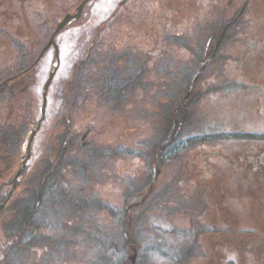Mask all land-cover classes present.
<instances>
[{"label":"rangeland","instance_id":"374dc122","mask_svg":"<svg viewBox=\"0 0 264 264\" xmlns=\"http://www.w3.org/2000/svg\"><path fill=\"white\" fill-rule=\"evenodd\" d=\"M80 1L0 0V68L15 64L16 43L10 44L8 42L11 35L19 38L22 42L28 41L27 55L25 49L23 60H29V65L36 63L43 50V45L47 44L52 36L50 34L51 28L56 25L67 10L69 12ZM120 1H90L85 8L94 11V18L92 16L91 18L82 17L77 23H71L68 26L70 28L61 30L57 35L58 37H54L57 48L59 46V63H57L55 51L53 48H49L47 52L44 51L46 54L42 57L43 59L41 58L42 60L40 59L39 62L30 67V70L15 80V83L4 84L5 89L0 92L2 95L0 114L5 117L2 122H7L5 125H9L6 128L11 133L10 141L16 142V139H19L17 152H22L29 131L35 126L41 115L43 117L38 129L39 132L32 142L34 155L38 152L42 153L43 144L46 145V141L49 139L51 147L52 138L56 136L53 131L57 133L63 128V121L55 122L54 117L59 102L63 101L62 96L56 97L59 91L66 95L67 101H70L72 105L76 104L72 108L74 112L73 124L81 130L86 126L94 127L96 137L101 140L95 157L97 160V179L96 176H91L86 182L80 181L79 184L82 188L80 193L78 190H74L73 185L70 188H62L64 193L69 196L77 193V200L78 197L83 198L85 206H78V213L69 208L71 204L68 202H63L62 206L50 208L48 212H53L54 217L47 216L48 209L46 210V206H36V209L29 206L27 174L25 173L21 177L17 189L0 213V258L5 256L18 261L23 257L13 250L7 239L9 236L19 239L22 233L18 229V224L23 226L26 224L30 228L29 241L33 243L30 264H98L97 257L102 251L110 253V250L114 249L115 251L119 248L115 244L121 245L120 238L124 239L122 240L124 248L118 250L116 256H104L102 264H129L127 254L131 244L139 249L138 264H155L154 255H147L143 252L145 248L147 250L149 245V235L141 236L135 232L138 227L141 230L140 226H143L148 232H155L160 229L171 230L170 223L163 217L154 218L158 214L162 216L170 214L171 209L174 208L168 203L167 206H159L153 212L146 214L143 219L134 221L129 231L131 241L129 237L125 236L126 239L124 238L123 231H126V228L119 223L117 216L118 214L121 215L124 217V222H127L124 211L127 208L125 207L126 201L128 200L127 203L131 202L130 198L140 189L141 177L145 178L148 171L152 172L150 163L154 160V145L159 139V134L164 133L170 127L172 108L170 113L169 106L171 107L173 100L162 99L160 94H155L157 97L150 96L152 93V88H150L145 90L144 97L140 96L138 102H122L118 106H113L114 110L111 111L110 107L105 104L97 105L99 104L97 98L85 100L78 96L76 101L68 95L69 92L74 94L78 91L76 87H81L84 84L83 79L88 82V85L94 79V69L92 72L91 64L83 65V70L79 68L82 65H77L76 60L80 54L79 49L74 45V35H76L74 32L83 31L84 26H95L91 24L92 21H95L98 26L107 27L106 23H102L106 20L104 14H101L105 9L100 13L98 10L103 6H109L111 9ZM246 3L247 8L243 11L242 20H248V22L244 21V23L239 24L242 27L240 34L237 32V25L226 17L227 13L224 8L230 4V0L221 2V6L216 0H132L126 5L118 6V11L114 14L121 13L108 28L110 30L115 26L114 30L108 32L107 29L102 35V38L109 40L114 36L120 39L127 31L133 30L136 31L137 37L144 34L148 46L153 33L161 31L162 26H174L182 29L194 18L198 21L209 20H204L207 11L213 12L214 9L218 11L214 23L208 29L217 30L223 21L224 29L220 28V30L229 33V35H225L224 40L222 39L216 50V57L204 66V71L200 73V78L194 85L188 99H185L184 96L187 94L189 82H177V103L184 98L183 114L187 116L181 130V140L191 135H205L216 141L222 139L264 141V0H246ZM207 5L209 7L206 11ZM128 13L131 14L130 19L125 23H120L123 22ZM116 23L119 24L116 25ZM199 35L200 33L197 32L196 37ZM201 36L205 38L203 35ZM94 37V34L88 37V44L94 42ZM56 38L60 45L57 44ZM44 40L47 42L44 43ZM32 42H36V47L33 46ZM173 52L178 62V80L181 77L180 74H189L191 66V74L196 71L198 65L191 60V56L187 57L189 52ZM86 53L87 48H85L83 56ZM118 56L119 54L115 51L110 59L115 60V62L120 61ZM158 69L154 62L146 63L145 76L149 85L156 81ZM13 72H6L2 76L3 79L11 76ZM16 72L18 71L16 70ZM50 73L53 75L47 87L43 114L42 90ZM62 76L69 78L73 76L72 81L63 89L57 85ZM10 85L12 87L9 89ZM10 94L12 95L8 96ZM182 95L183 97H181ZM142 102L144 113L139 117L138 108L141 107ZM70 107L72 106L70 105ZM64 115L65 112L62 120ZM65 118L67 119L66 115ZM141 118H145L144 122L141 121L143 126L135 123ZM191 120L194 121L193 125ZM163 128L165 131L162 130ZM221 136L223 138L218 139ZM133 138H142V141L141 143H131L128 147L120 145L122 141ZM42 140V145H39ZM115 142L120 144H114ZM223 142L220 141L219 143L222 144ZM231 143L228 141L223 147ZM256 144L260 145V143ZM207 146L203 144L199 148ZM187 150L188 148L180 151L177 155L176 182L170 180L172 178L169 173L164 172L166 174L161 176L157 185L167 192V194L161 193L162 198H169L172 191H176L175 206H181L178 212L183 214V221H185L186 214ZM12 163V160L8 161L9 165ZM5 179L6 177H3L0 181ZM163 180H170L172 183L167 181L161 185ZM79 184H76V189H78ZM3 192L0 193L3 195L2 201L6 197L4 189ZM20 206H28L25 219L23 220L22 216L13 220L15 209ZM128 209L131 208L128 207ZM31 215H33L32 218ZM27 217L28 219H26ZM101 242L105 245L103 247L101 245L100 248ZM42 248H46L48 251L39 255V251L43 250ZM49 250L52 254L49 253ZM112 253L113 251H111Z\"/></svg>","mask_w":264,"mask_h":264},{"label":"flooded vegetation","instance_id":"af4514ba","mask_svg":"<svg viewBox=\"0 0 264 264\" xmlns=\"http://www.w3.org/2000/svg\"><path fill=\"white\" fill-rule=\"evenodd\" d=\"M130 1L132 0H121L111 9L109 6L99 8V13L105 9L101 14L106 17L102 23H106L107 27L98 26L95 21L91 22L95 26H84L85 28L77 26L83 27L84 30L74 32L76 34L74 45L79 49L80 54L76 62L77 65H82L79 66L82 70L85 65L91 64L92 72L94 69V79L90 85L83 79L84 84L76 87L78 91L74 94L69 92L68 95L76 101L78 96L85 100L97 98L99 100L97 105L105 104L113 111L112 107L122 102H138L140 96L144 97L145 90L152 88L150 96L157 97L155 94H160L162 99L173 100L169 110L171 113L172 108V115H177V110L180 113L183 109L182 105L179 107L177 104V82L191 83L199 67L202 66L201 73L204 71L203 62L211 59V55L218 49L222 39L224 40L225 32L220 30V28L224 29L223 21L217 30L208 29L214 23L218 11L215 9L213 12L207 11L209 7L207 5L204 20H209L198 21L194 18L182 29L162 26L161 31L153 33L148 46L144 34L137 37L136 31L133 30L127 31L120 39L116 36L110 40L102 38L111 22L121 13L114 14L117 13L118 6L126 5ZM216 1L221 6V2L225 0ZM240 2L241 0H230V4L224 8L227 13L226 17L241 19L244 10ZM75 8L76 6L69 9V12L67 10L66 13H73ZM93 13L94 11L90 8L87 10L84 7L80 18H91V16L94 18ZM130 16L131 14L128 13L120 23L128 21ZM114 27L108 29V32L113 31ZM197 32L200 33L198 37H196ZM92 34L95 36L94 42L88 44V37ZM46 42L44 40V43ZM56 42L60 45L57 38ZM32 44L36 47V42ZM27 45L29 47L28 41ZM85 48H87V53L83 56ZM115 51L119 54L120 61L115 62L110 59ZM173 51L189 52L187 57L191 56V60L198 65L196 71L191 74V66L189 74H180L181 77L178 80V62ZM147 62H154L159 68L157 79L152 85L148 84L145 76ZM72 77L62 76L57 85L62 89L65 88L72 81ZM2 85L0 89L4 90ZM60 96L63 101L59 102L54 117L55 122L63 121V128L57 133L53 131L56 136L52 138L51 147L49 139L46 145L43 144L41 154L38 152L34 155L32 143L28 157H25L26 154L18 155L14 149L15 146L12 147V142L6 138L10 132L6 128L9 125L0 122V180L6 177L5 181H0V189L4 188L7 194L6 199L0 202V206L7 203L25 173L29 185L27 190L30 198L29 206L35 207L34 209L36 206H62L63 202H68L72 206H85L83 198L78 197L77 200V193L69 196L62 188H70L73 185L74 190L80 193L82 190L80 181L86 182L91 176H96L97 179L95 157L101 140L96 137L94 127L86 126L81 130L73 124L72 108L76 104L72 105L70 101H67L62 91L56 94V97ZM64 112L67 119L64 115L62 120ZM142 113H144L143 102L138 108V116L141 117ZM144 119L136 120L135 123L143 126L141 121L144 122ZM173 120L174 117H172V122ZM191 123L193 125L194 121L191 120ZM162 138L161 136L154 145V160L150 163L153 170L159 158L161 172L159 171L158 178L154 181L152 172L148 171L145 178L141 177L140 189L130 198L132 201L127 203V200L125 205L126 209L131 208L127 211L126 217L138 220L146 216L145 211L135 213L138 207L155 206L156 209L159 206H167V203L173 206L174 209H171L170 214L154 216L155 219L163 217L167 220L171 229L168 232L160 229L152 233L157 244L153 248L156 264H264V141L255 142L252 139L235 141L233 139V142L227 139L216 141L189 137L185 144L188 147L186 151L187 189L186 214L185 221H183V214L178 212L181 206H175L176 191H172L169 198H162L161 193L167 194V192L157 186L161 176L166 174L164 172L169 173L172 178L170 180L176 182L177 142L173 139L170 143L162 144ZM136 141L141 143L142 139L133 138L120 141L121 144L119 142L114 144L128 147ZM220 141L224 142L220 144ZM228 141L232 143L223 147ZM42 143L43 140L39 145ZM203 144L208 146L199 148ZM13 157L19 161L18 165L8 164ZM18 171L20 173L13 189V178ZM170 180L167 181L172 183ZM167 181L163 180L161 185ZM76 184H79L78 189H76ZM173 188L176 189V187ZM135 197L137 199H134ZM170 199L171 202H169ZM161 211H163L162 208ZM141 233L142 236L147 234L145 231Z\"/></svg>","mask_w":264,"mask_h":264},{"label":"trees","instance_id":"16d2710c","mask_svg":"<svg viewBox=\"0 0 264 264\" xmlns=\"http://www.w3.org/2000/svg\"><path fill=\"white\" fill-rule=\"evenodd\" d=\"M244 21H246V22H248V20H242V22L241 23H244ZM225 35H229V33H225ZM14 41H13V43L15 42L16 43V57H15V64H14V66H6V68H0V74L2 73V72H4L3 74H1L0 75V80H2L3 79V75L4 74H6V72H8V71H14L13 73H12V75H14V74H19V73H22V72H24V69H26L27 68V66L30 64V62H29V60H23V56H24V54H25V49H26V55H27V45H26V43L25 42H22V41H20V40H18V39H16L15 37H11ZM216 57V55H214V57L213 58H215ZM16 70L18 71V72H16ZM16 72V73H15ZM11 75V76H12ZM9 77V76H8ZM7 77V78H8ZM21 77V76H20ZM7 78H5V79H3L2 81H0V82H6V84L8 83V81H9V79H7ZM16 79H13L12 80V77H11V80L9 81L10 83H8V84H11V82H16L15 81ZM4 87V89H5V86H3ZM12 87V85H10L9 86V89ZM3 89H0V92L2 91ZM2 95L0 94V97H1ZM4 97V96H3ZM162 130H164L165 131V128H163ZM180 150V149H179ZM2 197H3V195L2 194H0V200L2 199ZM52 206H46V210L48 209V211L50 210V208H51ZM27 209H28V206H20V207H17L16 209H15V211L17 212V215H19L18 217H22V219L24 220L25 219V212L27 211ZM74 209V211L76 212V213H78V207H76V208H73ZM72 210V209H71ZM22 211H24L23 212V214H22ZM143 212V211H149V209L148 210H146L145 208H137V210H136V213H139V212ZM56 212V211H55ZM56 214H57V216H59L58 215V213L56 212ZM118 214V213H117ZM48 217H54V214H53V212H51V213H49L48 212V215H47ZM117 218H118V220H119V223L121 224V225H123V227L125 226V225H127L128 226V230L130 231V228L133 226V224H134V221H131V222H133V223H125L124 222V217H122L121 215H119L118 214V216H117ZM12 222L14 223V221L12 220ZM136 223V222H135ZM9 228H10V226H9ZM142 228H143V226H140V229L141 230H139V227H138V230L135 232V234H137V235H140V233L142 232ZM18 229L21 231V233H22V235H21V237L19 238V239H16L15 237H13V236H9L8 237V242H9V244H11L10 246H13V248L19 253V255H22L23 257H22V259L20 258V260L18 261L19 262V264H27L28 263V256H29V254L31 253V251L32 250H30V249H28L30 246H31V241H29V236L27 235V232L30 230V228L25 224L24 226L22 225V224H18ZM122 240H124V239H121L120 238V241H121V245L119 246V244H115L116 245V247H119V248H117L115 251H114V249L113 250H110V253H107V252H105V251H102L101 252V254L97 257V263L98 264H102L103 263V261H104V256H106V257H111V251H113V253H112V255H115L116 256V254H118V250H121L122 249V247H123V243H122ZM101 245H102V247L105 245L104 243H102L101 242V244H99V247L101 248ZM43 250H44V252H46V251H48L46 248H42ZM49 253H51L52 254V252H51V250H49ZM52 259H54V257H51ZM0 264H17V262L16 263H13V261H12V259L10 258V257H2V258H0Z\"/></svg>","mask_w":264,"mask_h":264},{"label":"water","instance_id":"95a60500","mask_svg":"<svg viewBox=\"0 0 264 264\" xmlns=\"http://www.w3.org/2000/svg\"><path fill=\"white\" fill-rule=\"evenodd\" d=\"M86 1H88V0H83L80 3V5L77 7V12L75 14H66L64 16V18L57 25L54 33L52 34V36H51L49 42L47 43V45L44 47L43 51H45L51 44H54V36H55L56 33H58L62 28H64L70 22L74 21L75 19H77L80 16V14L82 12V8H83V6H84V4H85ZM51 77H52V73H50L49 79L47 80V82L45 83L44 88H43V93H42V95H43V106H42V112H43V114H44V108H45V103H46V98H45V96H46V90H47L48 84H49V82L51 80ZM40 121H41V119L37 122L36 128L31 132V134L29 136L28 145H27L28 148H29V146L31 144V141L33 139V136H34L37 128L39 127ZM173 128L174 127H172L171 130H173ZM157 172H158V170L154 172V178H156ZM132 260H133V257H132Z\"/></svg>","mask_w":264,"mask_h":264},{"label":"bare ground","instance_id":"6f19581e","mask_svg":"<svg viewBox=\"0 0 264 264\" xmlns=\"http://www.w3.org/2000/svg\"><path fill=\"white\" fill-rule=\"evenodd\" d=\"M4 84H6V82H5ZM4 84H3L2 86H4ZM7 84H8V83H7Z\"/></svg>","mask_w":264,"mask_h":264}]
</instances>
